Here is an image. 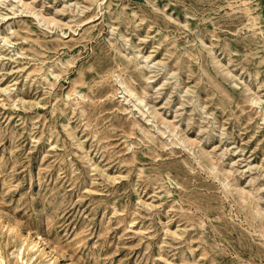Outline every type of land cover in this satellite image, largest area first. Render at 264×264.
Segmentation results:
<instances>
[{"label":"rangeland","instance_id":"1","mask_svg":"<svg viewBox=\"0 0 264 264\" xmlns=\"http://www.w3.org/2000/svg\"><path fill=\"white\" fill-rule=\"evenodd\" d=\"M0 264H264V0H0Z\"/></svg>","mask_w":264,"mask_h":264}]
</instances>
